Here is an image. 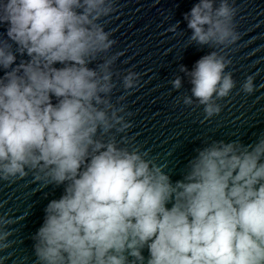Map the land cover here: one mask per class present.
Returning <instances> with one entry per match:
<instances>
[{"label":"clouds","instance_id":"obj_1","mask_svg":"<svg viewBox=\"0 0 264 264\" xmlns=\"http://www.w3.org/2000/svg\"><path fill=\"white\" fill-rule=\"evenodd\" d=\"M116 10V0H0V180L31 174L63 188L32 237L37 264H264V134L196 149L176 181L127 136L118 140L132 125L124 96L112 102L121 53L108 55L116 41L102 21ZM236 14L229 0H199L184 15L190 43L235 44ZM231 63L211 51L191 71L181 65L192 85L183 103L218 115L216 101L236 86ZM139 80L127 70L125 92ZM255 90L250 75L242 91ZM9 223L0 217V251Z\"/></svg>","mask_w":264,"mask_h":264},{"label":"water","instance_id":"obj_2","mask_svg":"<svg viewBox=\"0 0 264 264\" xmlns=\"http://www.w3.org/2000/svg\"><path fill=\"white\" fill-rule=\"evenodd\" d=\"M198 2L116 0L117 10L102 21L116 41L108 55L121 53L112 66L116 84L112 102L124 96L119 103L131 113L126 119L132 127L117 139L127 136L132 144L149 152L150 158L167 166L173 181L182 179L196 149L218 140L249 144L264 134V0H229L237 9L234 23L240 39L223 50L190 43L192 30L184 15ZM219 3L214 0V6ZM175 24L179 27L170 31ZM5 31L6 27L0 26V36ZM211 51L232 61L226 71L232 73L236 86L229 96L216 101L220 113L205 119L202 105L183 103L184 96H191L192 85L180 67L191 71ZM129 69L139 73L140 80L126 93L122 77ZM250 75L256 90L246 94L242 84ZM176 77L182 81L178 90L170 83ZM62 193V187H44L31 174L15 182L0 180V217L11 221L5 230L12 233L10 247L0 251V264H37L32 237L43 223L47 203ZM143 254L148 256L146 249Z\"/></svg>","mask_w":264,"mask_h":264}]
</instances>
